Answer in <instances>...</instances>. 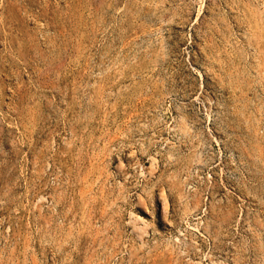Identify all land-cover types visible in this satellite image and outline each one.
<instances>
[{
  "label": "rangeland",
  "instance_id": "obj_1",
  "mask_svg": "<svg viewBox=\"0 0 264 264\" xmlns=\"http://www.w3.org/2000/svg\"><path fill=\"white\" fill-rule=\"evenodd\" d=\"M0 264H264V0H0Z\"/></svg>",
  "mask_w": 264,
  "mask_h": 264
},
{
  "label": "bare ground",
  "instance_id": "obj_2",
  "mask_svg": "<svg viewBox=\"0 0 264 264\" xmlns=\"http://www.w3.org/2000/svg\"><path fill=\"white\" fill-rule=\"evenodd\" d=\"M164 211V210H163Z\"/></svg>",
  "mask_w": 264,
  "mask_h": 264
}]
</instances>
